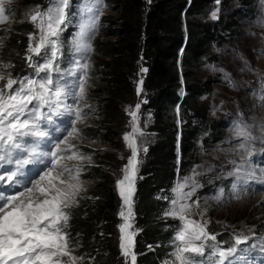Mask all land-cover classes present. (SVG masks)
<instances>
[{"label":"trees","instance_id":"trees-1","mask_svg":"<svg viewBox=\"0 0 264 264\" xmlns=\"http://www.w3.org/2000/svg\"><path fill=\"white\" fill-rule=\"evenodd\" d=\"M224 1L232 2V7L226 8ZM51 2L53 0H21L22 13L33 12L13 26L8 38L2 42L0 72L4 79L0 80V88H4L9 77L16 79L30 68L26 60V56L31 55L29 36H33L32 43L35 44L41 33L30 17L37 12H47L53 5ZM104 2L111 4L112 10L121 5V25L114 31L111 24H103L102 33L94 43L95 55L88 70L91 77L100 79L104 85L93 82L86 92L90 94L88 100L93 102L87 113L97 115L102 112L105 118L101 122L100 134L91 128L81 130L80 134L87 138L88 144L91 139L99 138L105 148L97 151L84 147L80 151L90 160L89 165L80 168L81 181H99L87 193L79 194L78 203L66 210L70 217L69 226L64 230L69 233L68 247L71 254L79 258L76 264H132L131 258L124 257L120 248L122 234L119 226L124 221L120 215L123 199L117 180L123 177L111 168L118 160L114 152L121 133L125 132L123 127L133 123L132 116H126L124 111L130 113L139 104L136 123L146 134L136 139L141 163L131 198V223L136 232L132 254L136 255V264H171L174 259L171 243L181 227L179 219L165 216L172 208L174 184L179 189L197 162L198 141L205 149L224 142L223 133L232 115L220 110L222 113L216 121H211L208 118L209 105L197 106L198 100L210 97L215 82L211 78L202 80L200 69L220 65L218 55L213 53L217 48L227 46L226 52L234 51L228 45L235 41L239 21L253 18L258 1L144 0L142 8L138 0ZM212 10H217L216 19L210 16ZM72 11L69 4L67 19L60 26L62 30L58 39L63 53L62 65L68 63L71 55L72 26L69 20ZM114 33L116 39H108ZM42 58L34 56L33 60ZM228 67H220L218 75L221 77L230 72ZM140 82L141 89L137 93ZM181 88L186 95L180 101ZM178 120L181 122V157L177 174ZM144 148L147 152L143 156L141 151ZM126 156H131L130 148ZM105 167L108 169L103 170ZM227 181H201L202 185L194 196L214 195L219 187L225 189ZM207 230L216 237L215 241L207 243L218 244L223 249L235 245L236 235L231 230L224 229L221 233L212 228ZM62 259L64 264H70L69 257Z\"/></svg>","mask_w":264,"mask_h":264},{"label":"snow or ice","instance_id":"snow-or-ice-1","mask_svg":"<svg viewBox=\"0 0 264 264\" xmlns=\"http://www.w3.org/2000/svg\"><path fill=\"white\" fill-rule=\"evenodd\" d=\"M6 2L10 4L12 0H0V23L8 19L5 14ZM103 3L104 0H84L83 13L91 15L81 23L73 40V59L67 68L61 67L63 53L58 38L62 30L60 26L67 19L69 0H56L54 7H50L47 13L37 12L31 15V22L35 23L38 18L41 20L40 41L33 44V36H29L28 51L31 55L26 56L29 67L34 69L35 77L22 80L9 77L4 88H0V167L16 165L15 170L6 176L10 188L21 183L19 177L22 176V169L31 164L37 155L35 143L49 137L50 132L44 125L51 124L53 117H74L71 120L72 130L55 144L50 153H45L53 157L52 167L40 175L39 180L34 183L29 181L32 186L25 185L23 191L16 194L0 192V264H64V257H69L70 264H76L79 259L71 254L68 247L69 233L64 230L68 228L70 219L66 210L78 203L79 193L85 189L82 184L71 183V180L79 179V173L71 175L69 168L57 164V159L63 158L59 155L61 145L78 132L75 124L82 118L80 102L86 97L85 81L89 68L88 63L78 54L87 55L92 51L91 41L97 30ZM45 15L47 32L43 27ZM212 18L216 19L215 13ZM0 47H3L2 42ZM34 56L47 59L34 62ZM3 67L7 68L8 65ZM141 71L146 72L147 69ZM3 79L4 74L0 72V80ZM14 85L18 87L14 88ZM5 88L9 91H5ZM137 92H140L139 87ZM69 100L72 102L69 103ZM139 108L140 105L137 104L136 109ZM130 115L133 118L132 134H125L123 139L129 142L131 156L123 169V178L117 180L120 196L129 208L134 178L141 163L136 140L132 138L139 131L135 123L137 113L133 111ZM139 135L143 133L139 132ZM238 135L247 138L249 134L244 128H239ZM29 140L32 141L31 144ZM240 147L244 148V145L241 144ZM143 151L146 153L147 148ZM53 171L58 174L53 176ZM65 172L69 173V180L62 178ZM4 180L5 176L0 175V182ZM187 186L185 182L174 190L177 192V199L172 201V208L165 213V216L182 221L174 237V250L171 254L174 259L171 264H248V255L255 245L252 249L239 247L248 237L235 236V245L227 249L215 243H207L215 241L216 237L208 233L203 224L188 218L191 205L187 203V199L195 191V184L193 183L191 191L184 192L183 189ZM216 199L219 201L221 196ZM120 215L124 216L123 211ZM119 227L122 234L121 254L127 258L132 246L131 236L126 234L130 225L126 222ZM260 250L264 252V244L260 245ZM131 260L132 264H136L135 254L131 255Z\"/></svg>","mask_w":264,"mask_h":264},{"label":"rangeland","instance_id":"rangeland-1","mask_svg":"<svg viewBox=\"0 0 264 264\" xmlns=\"http://www.w3.org/2000/svg\"><path fill=\"white\" fill-rule=\"evenodd\" d=\"M257 1V7L255 8L256 13L253 18L239 21L240 28L238 34L234 38L235 41L234 43L228 45H231V48H233L234 51H232V53L230 51L226 52L228 49L227 46L217 48L213 51V53L218 55L221 66H205L200 69L199 76L202 80L211 78L214 79L215 82L212 85L213 92L210 97L198 100L197 106L202 107L204 105H209L210 113L208 118L211 121H216V117L219 113H222L220 110L228 111V113H232V115L227 122V130H224L223 133L224 142L213 147L207 146L205 149L200 145V141H198L197 147L199 149V155L197 157V162L193 165L187 179L184 178L188 186L185 187L183 191H191L193 183L195 184L196 191V189L200 188L202 185L200 184L201 181L212 183L214 180L218 181L228 178L230 182L227 186V193L219 187L216 189L214 195L208 194L197 198L194 196V191L192 193L193 197L191 196L187 199V203L191 205V212L189 213L188 218L203 224L206 229L212 228L216 233H221L222 230L228 229L236 236L242 235L248 237V239L251 240V248L255 245L257 251L259 250L260 252V254L256 256L255 260L263 262L264 252L260 250V245L264 244V205L262 206L261 204H257L252 200L253 197L262 196L264 194V0ZM20 2L21 0H12L10 4L7 2L5 3L6 10L10 8L12 9L10 13L6 14L8 17L7 21L0 23V42H3L6 38H8L13 26L27 18V16L33 12L31 11L27 15L22 13L23 10L20 7ZM74 2L77 3V0H69V4L73 5V7L76 5ZM55 3L56 0L51 2V4H53L52 7H54ZM82 3H84V0H82ZM138 3H140V7L142 8L144 0H138ZM82 5H79L81 8V14L77 17L79 22L76 26V35L80 30L81 23L87 20L88 16L91 15L89 13H83ZM110 5L104 2L101 6L99 11V20L97 22V30L91 41L92 51L87 55H83L85 58L84 61L88 63L89 68L91 67L93 56L95 55L94 43L102 33L101 28L103 24L106 22L111 24L114 31L120 28L121 5H119V9L116 10L110 9ZM224 6L226 8H230L232 7V2L229 3L224 1ZM141 8L140 10L142 12ZM230 11L231 10H228L229 13ZM82 13L85 16H83ZM213 13L216 15L218 14L217 10H212L210 15L211 17ZM45 17L47 20V16ZM45 21H43V27ZM182 21L184 22L183 18ZM36 26L39 32H41V20L38 19L36 21ZM184 27L185 26H183V29ZM45 28L47 32L46 22ZM115 34L116 33L108 39L115 40ZM39 41L40 39H38L37 42ZM227 66H229L228 70L230 72L227 74L224 73L220 77L218 74L221 72L218 69H221L220 67L226 68ZM99 80L100 79L98 78L87 76L85 81L86 91L88 88L90 90V85L93 82L99 86H103L104 83ZM138 87L141 89V82L137 84V88ZM185 95L186 91L180 93L181 97H184ZM88 96H90V94L86 92L85 99L80 102V107L82 109L93 103L88 100ZM133 111L137 113L138 117L136 105L131 112ZM124 112L126 113V116L131 113H129V110H125ZM104 118L105 116L102 112L97 115L92 114L86 117L82 116L81 120L77 121L75 124V128L78 132L72 137H68L67 143L61 145V152L59 155L63 158H58L57 164L59 166H66L69 168L71 175L73 176L79 173L78 180H71V183L73 184H82L85 189V191H82L79 194L87 193L90 188L99 181V179L81 181L80 168L84 165H89L87 162H90V160H88L85 155H82L80 151L84 147H90L97 151L105 148L99 138L93 140L91 139L90 144H88L87 138L80 134V131L91 128L98 130V134H100L102 127L101 122ZM136 126L138 127L137 123ZM177 126H181V122H177ZM63 127L64 125L59 123L56 127L48 130L50 132L49 137L45 138L41 143H35L37 155L31 164L24 166L22 169V176L19 177L21 183L16 185L14 188H10L8 186L6 176L10 171L15 170L16 165L11 164L0 167V175L5 176V180L0 182V192L6 194H16V192L21 191L24 186L22 177L26 179L28 187L32 186L29 181L34 183L38 177V173H40L41 170H45L51 164L53 157L51 155H45V153H50L54 149L56 143L51 147L49 141H55ZM123 128L125 132L121 133L116 151L114 152L115 155L118 156V160L111 168L112 171H118L122 177L124 175L123 169L125 165H127V160L129 158V155L126 156V152L130 148L128 146L129 142H126L123 138L125 134H132L133 123H131L130 126L125 125ZM239 128H244L248 132L249 135L247 138L238 135ZM138 130L139 131L132 137L135 140L139 136V132L146 134V131L139 129V127ZM247 140H250L251 142ZM244 142L263 148V152L257 154L258 158H255L256 156H246V159H243L244 156H233L222 152L228 147L235 145L238 146L241 144L254 148L252 145L245 144ZM141 152L144 156V151L142 150ZM81 156L84 158L80 159L79 157ZM69 157L72 158L69 159ZM107 169L108 168L105 167L103 170ZM53 173H55V175L58 174L56 171H53ZM62 178L69 180V173L65 172ZM136 178L137 174L134 178V182ZM6 186L8 188L3 190ZM217 196H221L219 201L216 199ZM122 211L124 213V223L127 222V224L130 225V227L126 229V234L132 238V246L130 248V255L128 256V258H131L133 237L134 234H136V232L132 229L131 223V219L133 218L132 203L129 208L123 200ZM171 246H173L174 250V244ZM251 255L252 254L248 257Z\"/></svg>","mask_w":264,"mask_h":264},{"label":"bare ground","instance_id":"bare-ground-1","mask_svg":"<svg viewBox=\"0 0 264 264\" xmlns=\"http://www.w3.org/2000/svg\"><path fill=\"white\" fill-rule=\"evenodd\" d=\"M250 149H251L252 152L254 151L255 153H260L263 150V148H252V147L250 148V147H247V146H244V148H241L240 145H238V146L235 145V146H231V147H228V148L224 149L222 152L224 154L233 155V156H245V155L249 154V152H250L249 150ZM42 174H40V175H42ZM52 175L56 176L55 173H52ZM39 178H40V176H39ZM45 183H46V181H45ZM252 200L255 201L257 204H261L262 206L264 205V195L253 197Z\"/></svg>","mask_w":264,"mask_h":264},{"label":"water","instance_id":"water-1","mask_svg":"<svg viewBox=\"0 0 264 264\" xmlns=\"http://www.w3.org/2000/svg\"><path fill=\"white\" fill-rule=\"evenodd\" d=\"M184 31H186V28L184 27ZM184 88H181V90L179 91V96H180V93L181 92H184ZM180 98L182 99L183 97L180 96ZM179 105V103H178ZM178 105L176 107V113H177V116L179 117V110H178ZM178 122H180L178 120ZM180 137H181V133H180V126L178 127V133H177V143H176V160H177V167H176V172L178 173L179 171V162H180V157H181V152H180Z\"/></svg>","mask_w":264,"mask_h":264}]
</instances>
